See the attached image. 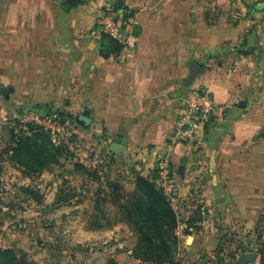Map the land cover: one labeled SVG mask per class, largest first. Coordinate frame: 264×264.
<instances>
[{
  "label": "rangeland",
  "instance_id": "374dc122",
  "mask_svg": "<svg viewBox=\"0 0 264 264\" xmlns=\"http://www.w3.org/2000/svg\"><path fill=\"white\" fill-rule=\"evenodd\" d=\"M82 1L65 10V0H0V86L13 88L8 95L0 94V248H13L33 264H142L133 257V228L122 221L112 201L115 184L122 201L134 190L136 174L133 167L130 175L122 171L123 154L103 145L104 180L70 163L45 139L34 146L16 145L18 134H30L14 124L27 109L65 112L78 132L91 130L87 121L82 124L67 111L65 101L54 99L59 92L54 84H63L59 74L54 81L55 74L45 72L52 63L50 54L60 51L62 43L54 35L80 32L96 41L92 32L98 18L113 15L125 28L135 16L123 0H110L94 8L90 27L78 29L74 21L89 20L84 4L92 2ZM260 1L180 0L179 10L166 11L179 20H204L208 26L225 20L230 32L238 29V36L222 49L230 56L236 51L264 63V0ZM83 140L86 145L101 144L91 134ZM124 181L133 187L128 189ZM193 208L188 219L177 216L171 264H264V207L243 223L222 222L210 211L211 204L197 198ZM203 221L210 223L205 229Z\"/></svg>",
  "mask_w": 264,
  "mask_h": 264
},
{
  "label": "crops",
  "instance_id": "0c3cea01",
  "mask_svg": "<svg viewBox=\"0 0 264 264\" xmlns=\"http://www.w3.org/2000/svg\"><path fill=\"white\" fill-rule=\"evenodd\" d=\"M108 1L84 4L89 20H73L74 26L90 27L94 8ZM122 3L134 10L133 20L125 22L135 39L133 48L104 58L100 41L83 33L54 35L62 42L60 51L50 54L52 63L46 71L40 70L54 73V81L59 74L63 82L54 84L59 90L54 99L65 101L67 111L79 116L82 124L88 122L91 130H76L79 136L97 137L108 151L120 138V153L126 157L122 171L130 175V167L139 165L140 175L146 177L157 158L168 152L167 138L188 88L208 89L217 110L201 149L179 144L171 151L175 193L171 205L186 219L193 214L196 198L211 204L210 211L222 222L255 218L264 207V63L235 50L230 56L222 49L238 36V29L230 32L225 20L208 26L204 20H179L166 11L179 10L180 0ZM190 62L204 71L186 86ZM125 183L128 189L133 187ZM201 224L205 229L210 223Z\"/></svg>",
  "mask_w": 264,
  "mask_h": 264
},
{
  "label": "built area",
  "instance_id": "2783aa9c",
  "mask_svg": "<svg viewBox=\"0 0 264 264\" xmlns=\"http://www.w3.org/2000/svg\"><path fill=\"white\" fill-rule=\"evenodd\" d=\"M92 35L97 40L107 36L117 41L122 50L135 46V39L131 35L130 29L124 28L120 21L114 19L113 15L98 18ZM216 110L217 106L208 89L192 86L188 88L174 130L167 138L168 152L157 158L148 175L151 177L153 171L155 172V177L150 179L164 191L170 201L175 195L172 184L171 151L179 144L189 145L192 151H199L204 142L205 129ZM14 124L18 129L35 126L43 130L54 146L64 150L70 163L95 171L103 179L106 165H104L103 144L86 145L83 138L76 132L73 121L65 112H40L36 109H27L15 118ZM133 171L140 174L142 169L136 165L133 167Z\"/></svg>",
  "mask_w": 264,
  "mask_h": 264
},
{
  "label": "trees",
  "instance_id": "16d2710c",
  "mask_svg": "<svg viewBox=\"0 0 264 264\" xmlns=\"http://www.w3.org/2000/svg\"><path fill=\"white\" fill-rule=\"evenodd\" d=\"M82 3L81 0L77 5ZM121 49L122 47L117 41L107 36H103L100 40V54L104 58L118 54ZM66 115L69 118L72 117L69 114ZM26 131L30 134H23V132L16 136L17 148L34 146L38 140L45 139L58 154H64L65 158L67 157L62 148L52 144L49 136L43 130L35 126H28ZM92 172L100 178L95 171ZM135 174L133 176L134 190L128 196L125 195V201L120 200V186L116 184L112 186V201L122 221L131 225L136 236L133 257L142 264H171L174 259L173 247L177 241L175 232L178 225L177 214L164 191L150 179L155 177L154 171L150 175L151 177H144L136 172ZM104 176L105 173L103 179L107 180ZM0 264L33 263L28 260L27 255L19 254L13 248H0ZM109 264H113V261H110Z\"/></svg>",
  "mask_w": 264,
  "mask_h": 264
},
{
  "label": "water",
  "instance_id": "95a60500",
  "mask_svg": "<svg viewBox=\"0 0 264 264\" xmlns=\"http://www.w3.org/2000/svg\"><path fill=\"white\" fill-rule=\"evenodd\" d=\"M81 0H74V2H68V0H65V5L63 6L65 8V10H68L74 6H76L78 3H80ZM189 67H190V71H189V76L186 78L185 84L186 86H189L193 80L199 75L201 74L204 70L195 62H190L189 63ZM11 91V88H5L4 86H0V94H6L8 95V93ZM76 121L79 120V116L75 117ZM262 136L264 137V132L262 133ZM120 138H116L114 140V142L111 144L109 150L115 154L119 153L122 148L120 146ZM184 162V160H182Z\"/></svg>",
  "mask_w": 264,
  "mask_h": 264
},
{
  "label": "flooded vegetation",
  "instance_id": "af4514ba",
  "mask_svg": "<svg viewBox=\"0 0 264 264\" xmlns=\"http://www.w3.org/2000/svg\"><path fill=\"white\" fill-rule=\"evenodd\" d=\"M68 2H74V0H68Z\"/></svg>",
  "mask_w": 264,
  "mask_h": 264
}]
</instances>
